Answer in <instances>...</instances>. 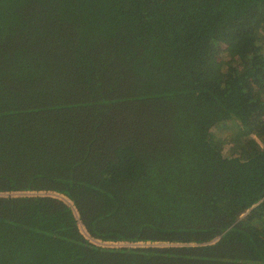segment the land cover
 I'll return each instance as SVG.
<instances>
[{"label": "trees", "instance_id": "16d2710c", "mask_svg": "<svg viewBox=\"0 0 264 264\" xmlns=\"http://www.w3.org/2000/svg\"><path fill=\"white\" fill-rule=\"evenodd\" d=\"M263 199L264 0H0V264H264Z\"/></svg>", "mask_w": 264, "mask_h": 264}, {"label": "water", "instance_id": "95a60500", "mask_svg": "<svg viewBox=\"0 0 264 264\" xmlns=\"http://www.w3.org/2000/svg\"><path fill=\"white\" fill-rule=\"evenodd\" d=\"M7 195H13V196L51 195V196L59 197L60 199L64 200L67 204H69L68 203L69 200L67 198H65V197H63V196H61L59 194H56V193H42V192H38V193H11V194H7ZM256 206L257 205H255L253 208H255ZM253 208H251V209H253ZM246 215H247V213L242 214V217L239 220L243 219ZM235 223L236 222H234V221L231 222V223H229V225L227 226V228H225L215 239H212L207 244L216 242L220 238V236H222L227 230H229L230 228H232L235 225ZM80 225L82 226L81 220H80ZM82 228H83V226H82ZM83 231H84V234L87 237L88 236H91V235H88L87 233H85V229L84 228H83ZM88 239H89V237H88ZM89 241H91V242H93L95 244L101 245V246H109V247H123V246H142V247H147V246H159V245L167 246L168 245V244H162V243H141V244H128V243H122V242L105 243V242L99 241V240H97L95 238H93V240H90L89 239Z\"/></svg>", "mask_w": 264, "mask_h": 264}, {"label": "rangeland", "instance_id": "374dc122", "mask_svg": "<svg viewBox=\"0 0 264 264\" xmlns=\"http://www.w3.org/2000/svg\"><path fill=\"white\" fill-rule=\"evenodd\" d=\"M233 137L234 136H227L223 142V150L227 156H234L240 153L239 151L235 149L237 148L236 144H237V140L239 139V137L236 136L234 139ZM241 155L243 156V154ZM159 246H164V245H159Z\"/></svg>", "mask_w": 264, "mask_h": 264}, {"label": "clouds", "instance_id": "9594fccd", "mask_svg": "<svg viewBox=\"0 0 264 264\" xmlns=\"http://www.w3.org/2000/svg\"><path fill=\"white\" fill-rule=\"evenodd\" d=\"M241 217H242V215H241ZM241 217H240V218H241ZM240 218H239V219H240ZM239 219H238V221H239ZM238 221H237V222H238Z\"/></svg>", "mask_w": 264, "mask_h": 264}]
</instances>
